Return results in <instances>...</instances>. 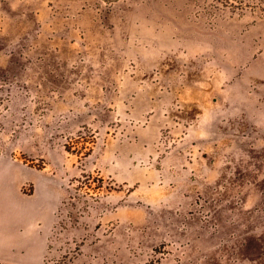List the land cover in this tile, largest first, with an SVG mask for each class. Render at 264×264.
<instances>
[{
    "label": "crops",
    "instance_id": "1",
    "mask_svg": "<svg viewBox=\"0 0 264 264\" xmlns=\"http://www.w3.org/2000/svg\"><path fill=\"white\" fill-rule=\"evenodd\" d=\"M217 3L115 0L102 11L98 0H0L10 54L72 86L94 132L113 134L92 147L107 166L98 174L145 189L115 221L116 245L105 235L87 243V260L195 264L227 242L208 236L201 202L249 179L240 175L264 145V93L251 83L264 76V19L224 15ZM21 171L0 159V264H46L62 195L41 173L24 193ZM128 240L142 255L129 256ZM160 246L167 253L150 263Z\"/></svg>",
    "mask_w": 264,
    "mask_h": 264
},
{
    "label": "rangeland",
    "instance_id": "2",
    "mask_svg": "<svg viewBox=\"0 0 264 264\" xmlns=\"http://www.w3.org/2000/svg\"><path fill=\"white\" fill-rule=\"evenodd\" d=\"M113 1L98 0L99 7L106 11ZM217 8L224 15L264 19V0H218ZM8 49L7 38L0 36V159L22 168L24 193L32 191L31 182L41 173L62 195L46 264H107L106 258L111 257L106 253L87 260L84 247L103 235L116 245L122 232L115 221L126 220L135 210L133 190L140 182L113 181L98 174V167L107 166H100L90 155L92 147L97 142L101 146L113 134L94 132L76 95L72 97V86L56 84L44 66L26 64ZM251 83L254 92L264 93V76ZM248 162V174L240 176L249 179L222 182L215 201L201 202L208 236L228 240L195 264H264V145L254 150ZM138 189L139 195L145 191ZM127 243L131 258L142 255L140 246ZM162 247L151 252L150 263L157 253H167ZM118 251L114 249L116 256ZM114 252L108 248V253Z\"/></svg>",
    "mask_w": 264,
    "mask_h": 264
},
{
    "label": "trees",
    "instance_id": "3",
    "mask_svg": "<svg viewBox=\"0 0 264 264\" xmlns=\"http://www.w3.org/2000/svg\"><path fill=\"white\" fill-rule=\"evenodd\" d=\"M99 180H101V179H99Z\"/></svg>",
    "mask_w": 264,
    "mask_h": 264
}]
</instances>
